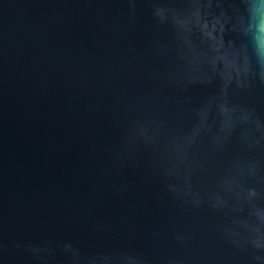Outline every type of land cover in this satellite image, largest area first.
I'll list each match as a JSON object with an SVG mask.
<instances>
[{
  "label": "water",
  "instance_id": "obj_1",
  "mask_svg": "<svg viewBox=\"0 0 264 264\" xmlns=\"http://www.w3.org/2000/svg\"><path fill=\"white\" fill-rule=\"evenodd\" d=\"M0 264H264V0H0Z\"/></svg>",
  "mask_w": 264,
  "mask_h": 264
}]
</instances>
